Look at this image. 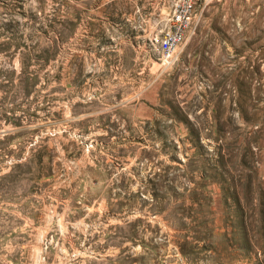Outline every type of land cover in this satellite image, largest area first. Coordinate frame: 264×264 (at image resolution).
Masks as SVG:
<instances>
[{"label":"rangeland","instance_id":"obj_1","mask_svg":"<svg viewBox=\"0 0 264 264\" xmlns=\"http://www.w3.org/2000/svg\"><path fill=\"white\" fill-rule=\"evenodd\" d=\"M0 0V264H264V0Z\"/></svg>","mask_w":264,"mask_h":264},{"label":"built area","instance_id":"obj_2","mask_svg":"<svg viewBox=\"0 0 264 264\" xmlns=\"http://www.w3.org/2000/svg\"><path fill=\"white\" fill-rule=\"evenodd\" d=\"M205 6L200 0H174L159 42L162 69L171 68L180 49L196 35Z\"/></svg>","mask_w":264,"mask_h":264}]
</instances>
